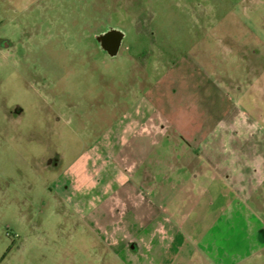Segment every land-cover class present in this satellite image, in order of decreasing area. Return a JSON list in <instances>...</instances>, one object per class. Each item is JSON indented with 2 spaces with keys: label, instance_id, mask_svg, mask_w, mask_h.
<instances>
[{
  "label": "rangeland",
  "instance_id": "rangeland-1",
  "mask_svg": "<svg viewBox=\"0 0 264 264\" xmlns=\"http://www.w3.org/2000/svg\"><path fill=\"white\" fill-rule=\"evenodd\" d=\"M107 26L125 33L114 57L95 41ZM206 110L208 126L234 128L219 141L263 154L264 0H0V264H116L63 175L88 158L98 174L104 153L115 162L114 138L137 115L189 131ZM150 167L158 179L162 166ZM243 204L215 215L216 239L246 256L239 264H264V251L248 257Z\"/></svg>",
  "mask_w": 264,
  "mask_h": 264
},
{
  "label": "crops",
  "instance_id": "crops-1",
  "mask_svg": "<svg viewBox=\"0 0 264 264\" xmlns=\"http://www.w3.org/2000/svg\"><path fill=\"white\" fill-rule=\"evenodd\" d=\"M211 112H196L199 120L189 131L157 124L144 127L141 120L151 116L137 115L139 123L133 121L114 138L115 162L108 158L112 153H104L98 174L96 162L88 158L74 174L63 175L62 188L70 205L100 230L109 253L104 261L126 264L130 257L142 256L144 264H239L246 257L239 249L226 244L221 251L216 239L220 215L217 219L215 215L254 198L255 210L243 204L250 223L248 257H261L264 226L257 216L264 214V152L252 157L251 142L238 146L219 141V136L235 131L219 124L208 126ZM245 128L249 134L259 130L252 125ZM256 146L264 148V141ZM155 148L162 152L161 158ZM146 160L148 168L140 169ZM154 160L162 166L158 179L150 169ZM250 217L258 218L255 225Z\"/></svg>",
  "mask_w": 264,
  "mask_h": 264
},
{
  "label": "water",
  "instance_id": "water-1",
  "mask_svg": "<svg viewBox=\"0 0 264 264\" xmlns=\"http://www.w3.org/2000/svg\"><path fill=\"white\" fill-rule=\"evenodd\" d=\"M125 33L119 27L107 26L106 29L95 36L99 48L110 57L117 55Z\"/></svg>",
  "mask_w": 264,
  "mask_h": 264
},
{
  "label": "flooded vegetation",
  "instance_id": "flooded-vegetation-1",
  "mask_svg": "<svg viewBox=\"0 0 264 264\" xmlns=\"http://www.w3.org/2000/svg\"><path fill=\"white\" fill-rule=\"evenodd\" d=\"M105 54H107L106 52H104ZM108 55V54H107ZM20 111L18 109H12L10 111V113H13V114H18Z\"/></svg>",
  "mask_w": 264,
  "mask_h": 264
}]
</instances>
